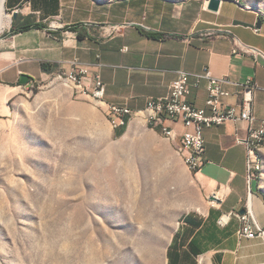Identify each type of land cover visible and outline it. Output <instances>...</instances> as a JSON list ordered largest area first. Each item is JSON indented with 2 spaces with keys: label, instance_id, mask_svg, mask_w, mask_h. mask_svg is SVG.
<instances>
[{
  "label": "crops",
  "instance_id": "0c3cea01",
  "mask_svg": "<svg viewBox=\"0 0 264 264\" xmlns=\"http://www.w3.org/2000/svg\"><path fill=\"white\" fill-rule=\"evenodd\" d=\"M26 26L31 28L22 30ZM236 43L263 55L255 60L236 51ZM72 69L86 70L88 82L100 78L106 103L133 112L149 99L168 96L180 71L193 84L206 70L232 83L252 78V112L264 119V0H226L217 11L194 0H0V90L17 88L22 75L42 83ZM83 85L88 98L91 91ZM225 88L232 93L225 103L237 105L236 87ZM207 99V81L201 80L188 101L206 108ZM132 122L113 132L125 133ZM169 125L176 137L166 139L179 146L184 128ZM247 136L243 122L204 130L205 163L193 174L198 196L168 240L165 264H264V240L240 236V221L232 214L244 213L249 201L264 229L262 181L248 182L247 148L238 142ZM259 156L264 166V146Z\"/></svg>",
  "mask_w": 264,
  "mask_h": 264
},
{
  "label": "rangeland",
  "instance_id": "374dc122",
  "mask_svg": "<svg viewBox=\"0 0 264 264\" xmlns=\"http://www.w3.org/2000/svg\"><path fill=\"white\" fill-rule=\"evenodd\" d=\"M83 95L57 76L0 90V264H165L193 174L142 119L116 137Z\"/></svg>",
  "mask_w": 264,
  "mask_h": 264
},
{
  "label": "built area",
  "instance_id": "2783aa9c",
  "mask_svg": "<svg viewBox=\"0 0 264 264\" xmlns=\"http://www.w3.org/2000/svg\"><path fill=\"white\" fill-rule=\"evenodd\" d=\"M201 4L203 9L208 10L212 0H194ZM223 2V0H221ZM123 50L126 52L127 47ZM242 51L254 56L255 60L263 53L255 48H249L236 43V51ZM61 73L74 74L86 82L87 91H96L101 96H106V86L100 78L88 82L87 71L76 69L63 71ZM195 83H191V75L187 72H178L177 79L172 83L168 96L160 99H149L146 107L152 108V115H147L145 125L154 132H170L175 139V130L169 124H181L184 130L179 140V148H183L185 161L194 166L195 171H200L205 163L206 144L204 130L225 123L238 124L240 122L248 125V136L238 142L247 148V178L250 183L254 180L256 156L254 149L264 145V119H258L252 112L254 94L257 85L252 78L241 82L232 83L227 78H215L211 72L206 70L202 74L194 76ZM201 80L207 81L208 99L206 108H197L188 101L193 86H198ZM233 84L237 91L235 95L240 98L237 105L225 103V99L232 96L225 86ZM128 108L117 104H110L109 115L113 117L114 126L119 129L122 125L123 111ZM238 217L241 227L240 236L247 238L261 237L264 240V229L258 227L254 220L249 201L246 202L244 213H232ZM231 214L224 215L219 223L227 224Z\"/></svg>",
  "mask_w": 264,
  "mask_h": 264
},
{
  "label": "bare ground",
  "instance_id": "6f19581e",
  "mask_svg": "<svg viewBox=\"0 0 264 264\" xmlns=\"http://www.w3.org/2000/svg\"><path fill=\"white\" fill-rule=\"evenodd\" d=\"M1 10H3V7L2 6H1ZM57 78L59 80L64 81L65 83H67L70 87L79 90L81 93H84L83 80L81 78L76 77V75H74V74H68V73H60V74L57 75ZM89 97L94 102H96L98 105H103L105 107V113H106L107 121L110 124L111 128L115 131L116 128L114 126L113 117H111L109 115V109H108V107H110V104H107L106 103L105 96H101L96 91H91V93L89 94ZM147 115H152V108L145 107L142 111H139V112H133L130 108H126L123 111V118H122V125L123 126H121L120 128H126V127H128L129 123L131 122V120L134 117L139 116V117H142L143 120H144V119H146ZM160 133L165 138H170V136L172 134L170 132H160ZM263 146L264 145H261L259 147V149H254V156H256V165H257V167H255V170H254V178L255 179H259L263 175L264 166H263L262 160H261V158L259 156V151H260V149ZM179 152H180V154L182 156L183 162H184L187 170L191 174L197 173L198 171H195L194 166H192L190 162L185 161V155H184V152H183V148H179Z\"/></svg>",
  "mask_w": 264,
  "mask_h": 264
},
{
  "label": "water",
  "instance_id": "95a60500",
  "mask_svg": "<svg viewBox=\"0 0 264 264\" xmlns=\"http://www.w3.org/2000/svg\"><path fill=\"white\" fill-rule=\"evenodd\" d=\"M226 1V0H223ZM221 0H212L208 6L209 10L217 11L220 7ZM30 78L26 75H22L20 78V85L25 86L29 84Z\"/></svg>",
  "mask_w": 264,
  "mask_h": 264
},
{
  "label": "trees",
  "instance_id": "16d2710c",
  "mask_svg": "<svg viewBox=\"0 0 264 264\" xmlns=\"http://www.w3.org/2000/svg\"><path fill=\"white\" fill-rule=\"evenodd\" d=\"M35 27H37V28H44V26L41 25V24H36ZM30 28H31V26H26V27H24L22 30H27V29H30ZM79 37H82V36H79ZM42 68H43L44 70H48V66H47L46 64H42ZM29 83H30V81H29ZM121 131H122V133H121L120 135H117L118 131L115 132V136H116V137H120V136H122V135L124 134V130H121ZM119 132H120V131H119Z\"/></svg>",
  "mask_w": 264,
  "mask_h": 264
}]
</instances>
